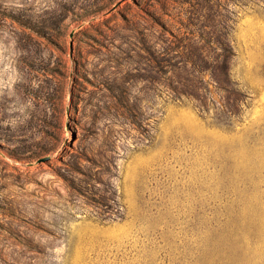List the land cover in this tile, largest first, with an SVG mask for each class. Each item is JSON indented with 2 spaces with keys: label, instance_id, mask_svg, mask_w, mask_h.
Here are the masks:
<instances>
[{
  "label": "rangeland",
  "instance_id": "obj_1",
  "mask_svg": "<svg viewBox=\"0 0 264 264\" xmlns=\"http://www.w3.org/2000/svg\"><path fill=\"white\" fill-rule=\"evenodd\" d=\"M0 264H264V0H0Z\"/></svg>",
  "mask_w": 264,
  "mask_h": 264
},
{
  "label": "trees",
  "instance_id": "obj_2",
  "mask_svg": "<svg viewBox=\"0 0 264 264\" xmlns=\"http://www.w3.org/2000/svg\"><path fill=\"white\" fill-rule=\"evenodd\" d=\"M219 45L222 49L221 55L219 54L215 60H208L205 58V56L200 55L199 60L203 62L204 69L206 71H209V74L216 86L217 89L222 91L225 94V103H221V108L226 109L228 114L235 115L238 113V101L242 98V93L236 89L234 86V83L232 82L230 75H229V67H228V61L230 56L232 55L230 52V47L226 44L224 41H219ZM189 59V58H188ZM195 65V61L191 60ZM218 59V60H217ZM221 59V60H220ZM189 68L184 67V71H186V74H192L191 71H188ZM201 71V70H198ZM189 80L186 78V81ZM183 89H180L183 94H191L195 95V91L190 87V85L187 82L182 83ZM173 90H175L177 87L172 85L171 87ZM205 105H202V108L204 109ZM229 115V117L231 116Z\"/></svg>",
  "mask_w": 264,
  "mask_h": 264
}]
</instances>
